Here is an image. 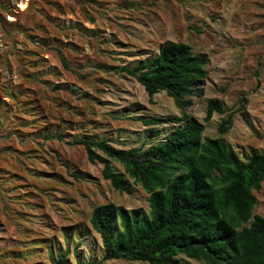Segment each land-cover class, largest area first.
<instances>
[{
	"label": "rangeland",
	"instance_id": "374dc122",
	"mask_svg": "<svg viewBox=\"0 0 264 264\" xmlns=\"http://www.w3.org/2000/svg\"><path fill=\"white\" fill-rule=\"evenodd\" d=\"M167 41L207 56L203 95L185 109L204 124L203 136H219L217 124L234 110L220 137L241 158L251 148L264 152V0H0V264H51L60 255L61 264L98 262L91 211L113 202L147 213L140 185L114 190L101 163L73 141L104 139L119 149L157 142L142 120L181 111L164 92L149 100L121 67ZM211 97L228 110L205 123ZM51 134L62 140L43 138ZM110 165L123 173L117 161ZM253 194L252 214L264 217V181Z\"/></svg>",
	"mask_w": 264,
	"mask_h": 264
},
{
	"label": "trees",
	"instance_id": "16d2710c",
	"mask_svg": "<svg viewBox=\"0 0 264 264\" xmlns=\"http://www.w3.org/2000/svg\"><path fill=\"white\" fill-rule=\"evenodd\" d=\"M207 56L183 42L161 44L151 58L121 70L136 80L149 100L164 92L181 114L148 118L147 135L157 142L146 148L119 149L104 139L79 138L89 162H99L103 179L119 192L131 193L130 181L148 194V211L126 209L113 202L97 205L89 224L101 242L98 262L76 259V264H100L111 259L148 264H182L179 256L204 264H264V217L252 214L253 191L264 181V152L251 148L244 157L220 136L226 134L236 111L230 110L216 126L219 136H203L204 124L190 119L185 109L191 96L201 97ZM61 62L67 67L62 59ZM228 109L216 97L206 100L203 121ZM172 123V128L157 125ZM45 140H62L46 135ZM117 161L123 173L110 165ZM64 255L51 264H61Z\"/></svg>",
	"mask_w": 264,
	"mask_h": 264
}]
</instances>
